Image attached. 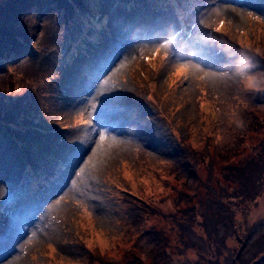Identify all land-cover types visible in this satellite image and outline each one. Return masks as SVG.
<instances>
[{
    "label": "rangeland",
    "instance_id": "374dc122",
    "mask_svg": "<svg viewBox=\"0 0 264 264\" xmlns=\"http://www.w3.org/2000/svg\"><path fill=\"white\" fill-rule=\"evenodd\" d=\"M12 1L0 44L16 33L33 48L0 45V220L22 216L33 162L65 175L0 264H264V0L70 3L81 27L63 20L55 50L57 5L11 19ZM91 16L102 41L76 62Z\"/></svg>",
    "mask_w": 264,
    "mask_h": 264
},
{
    "label": "trees",
    "instance_id": "16d2710c",
    "mask_svg": "<svg viewBox=\"0 0 264 264\" xmlns=\"http://www.w3.org/2000/svg\"><path fill=\"white\" fill-rule=\"evenodd\" d=\"M41 0H13L12 1V4L10 5L9 9L7 10V16L11 19H14V18H18L20 15H26V10L29 8H31L33 5L36 7V5L40 2ZM144 0H137V1H134V2H137V3H142ZM75 4L77 6V8L79 9H84V7L87 9V11H91L93 9H99L101 6H96L94 3H93V0H44V2L42 3V5L40 6V10L39 12H41V10L44 9V7H48V6H51V5H57V9H58V14H59V17H58V20L56 21H59L58 22L59 24L62 25L63 27V30H59L57 27L56 29L54 30V34L53 36L55 37L54 41L52 42V46L49 47L50 49L53 48V50H55L57 47H61L63 44L61 42H58V36L59 34L62 35L63 32L65 34V29H64V25L63 23H61L63 20H68L67 22V25L66 26H70V24H73L74 25V28H78V26L81 27V25L76 21L74 20L70 14H69V4ZM143 4V3H142ZM83 5H85L83 7ZM33 6V7H34ZM27 8V9H26ZM70 8V7H69ZM34 9V8H33ZM100 11V9H99ZM98 14H100V12H98ZM56 19V18H55ZM90 25L88 28L89 31H87V39H86V46H85V50L87 51H82L80 53H76L75 56H73L72 60H75L76 58V62H78V58L82 57L83 54H87L88 50H92L94 47H96L99 43V41H102L101 39H99V36L101 34V30L98 29L100 28V25L98 26H95L94 25V22L95 20L97 21V17L96 16H91L90 17ZM24 21L26 22L27 24V27L29 25L28 23V17L26 16V19L24 20V17L22 19V22L24 24ZM37 21V20H36ZM38 24V23H37ZM91 24H93L95 27H92ZM79 29V28H78ZM67 30V29H66ZM4 31L3 30H0V34H3ZM105 33V32H103ZM8 36L10 37V40L5 43V44H0L2 46L3 49H6L7 51L11 50L12 52H15V53H19L20 52V49L26 44V47L27 48H30L32 49V44H30L28 42V40L22 36H19L18 34L16 33H13V35L11 33H7ZM16 35V36H15ZM63 38V36H62ZM96 41H98V43L96 44ZM84 42H85V39H84ZM27 43H29V45H27ZM37 51H40L37 49ZM1 54V53H0ZM14 54V53H13ZM50 55V54H48ZM76 64L73 65L72 68L75 67ZM71 68V69H72ZM70 69V70H71ZM1 120H4V118H2V116H0V141L2 140L1 136L3 135V132L8 134L9 132L6 130L5 127H3L4 125L1 124ZM8 121V124H13L15 125V127H20L19 124H16L14 120H7ZM7 121H5L7 123ZM25 125V124H24ZM25 127V126H23ZM11 135L13 137H16V140L15 143L17 142H21L24 138L19 136V138H17V136L14 134V133H11ZM22 159H23V156H22ZM31 163V162H30ZM35 163L33 162L32 165H34ZM26 172H27V169H26ZM28 174V172H27ZM242 175H245L244 172H242ZM28 176L26 175L24 179H27ZM244 185H245V182H242ZM209 203L210 201L207 202V209L209 210ZM224 214V213H223ZM219 212L217 211H213L211 210L210 212V217L208 218V215L205 216L203 218V222L204 224L206 225V230H207V233L209 234V236L211 238H216V224H215V221L219 218ZM225 215V214H224ZM185 227H187V225L183 224ZM224 234L220 235V237H218L219 241H222L224 240ZM192 242L196 241V238H193V239H190ZM254 240V245L255 246H259L261 244V240L259 239H252L251 241L253 242ZM201 243V242H200ZM245 243V241H244ZM226 261L228 260V262L230 263V260L228 258V256L225 257ZM245 260L247 261L248 258ZM224 264H226V262L224 261Z\"/></svg>",
    "mask_w": 264,
    "mask_h": 264
},
{
    "label": "snow or ice",
    "instance_id": "6c2138e0",
    "mask_svg": "<svg viewBox=\"0 0 264 264\" xmlns=\"http://www.w3.org/2000/svg\"><path fill=\"white\" fill-rule=\"evenodd\" d=\"M256 18L257 19L264 18V12L260 13V15L258 17H256ZM224 25H225V20L221 19V20L218 21V26L215 27V28H213V25L211 23L207 24L206 26L211 31L219 33L224 28ZM157 51H159V50L157 49ZM145 59H148V58L146 57ZM186 70H187V66L186 65H181L180 69H178V74L183 75L186 72ZM184 79H187V77L184 76ZM83 123H87V121H83Z\"/></svg>",
    "mask_w": 264,
    "mask_h": 264
},
{
    "label": "bare ground",
    "instance_id": "6f19581e",
    "mask_svg": "<svg viewBox=\"0 0 264 264\" xmlns=\"http://www.w3.org/2000/svg\"><path fill=\"white\" fill-rule=\"evenodd\" d=\"M60 186V185H59Z\"/></svg>",
    "mask_w": 264,
    "mask_h": 264
}]
</instances>
